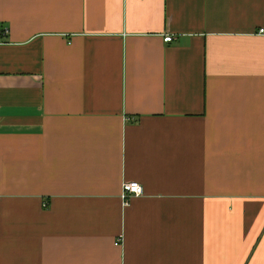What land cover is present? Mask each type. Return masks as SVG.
<instances>
[{
	"label": "crops",
	"instance_id": "crops-1",
	"mask_svg": "<svg viewBox=\"0 0 264 264\" xmlns=\"http://www.w3.org/2000/svg\"><path fill=\"white\" fill-rule=\"evenodd\" d=\"M261 28L264 0H0V264H264Z\"/></svg>",
	"mask_w": 264,
	"mask_h": 264
},
{
	"label": "built area",
	"instance_id": "built-area-1",
	"mask_svg": "<svg viewBox=\"0 0 264 264\" xmlns=\"http://www.w3.org/2000/svg\"><path fill=\"white\" fill-rule=\"evenodd\" d=\"M8 30H5L4 33H7ZM261 34H264V28L259 30ZM173 40V36L168 34L165 36V41L170 42ZM144 194V187L138 181H127L123 183V190H122V198L124 204L128 206L131 200L137 196H141Z\"/></svg>",
	"mask_w": 264,
	"mask_h": 264
}]
</instances>
